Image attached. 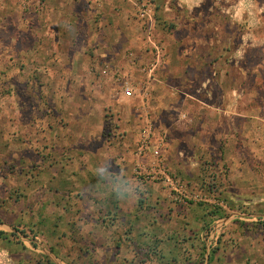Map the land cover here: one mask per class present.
<instances>
[{"label":"rangeland","instance_id":"1","mask_svg":"<svg viewBox=\"0 0 264 264\" xmlns=\"http://www.w3.org/2000/svg\"><path fill=\"white\" fill-rule=\"evenodd\" d=\"M88 1L95 12L114 4L121 14L129 6L126 17L137 28V45L124 51V59L135 67L126 71L108 59H85L70 84L67 73L58 75V84L56 75L46 72L60 59L53 56L49 36L54 32L38 26L45 0L41 7L36 0H0V264H264V131L257 130H264L258 120H264V0ZM148 2L150 39L163 54L149 82L141 68L151 63L152 54L145 19L138 13V5ZM85 28L77 33L83 40ZM64 34L67 40L57 46L66 50L71 33L61 39ZM93 64L99 67L98 90L86 80ZM212 69L223 88L222 105L235 103L257 123L249 125V146L239 155L234 153L242 148L238 131L224 154L227 137L219 154L218 141L207 136L204 153L195 154L200 185L191 187L170 170L167 158L169 119L174 115L186 124L188 113L167 103L189 97L190 112L196 113L203 98L199 83L210 87ZM121 78L132 86L131 97L121 94ZM88 99L102 105L87 107ZM100 115L102 131L96 129ZM122 116L138 135L130 138L136 160L118 175L102 163L109 147L119 151L125 140L109 132L114 118ZM237 125L239 130L245 126L239 120ZM86 129H92L90 137ZM115 160L126 158L120 153ZM110 177L133 178L142 189L159 185L164 198L180 208V217L160 222L173 234L156 232L160 219L152 216L146 199L136 202L138 210L129 202L123 215L114 216L94 201L100 214L94 223L81 215L72 218L74 210L86 213L84 200L73 199L106 192ZM238 180L248 188H231L230 181ZM62 208L74 210L61 217Z\"/></svg>","mask_w":264,"mask_h":264},{"label":"crops","instance_id":"2","mask_svg":"<svg viewBox=\"0 0 264 264\" xmlns=\"http://www.w3.org/2000/svg\"><path fill=\"white\" fill-rule=\"evenodd\" d=\"M91 4L88 0H45L41 8V10L44 11L40 15L42 25L38 26L40 27V29L41 27H43L46 28V30H53L54 33L50 34L49 36L51 38L50 40H52L55 44L53 46V56L55 58H60V61L57 60L55 65L47 68L46 70V72L52 75H56L54 81H57L59 74L67 73L69 75V80L67 82H69L70 84V79L73 78L74 74H76L78 64L85 59H87L89 63L92 62L91 60H94L95 62L96 60L100 59H108L109 62L119 64L120 67L126 71H129L131 67H135L134 63L130 66L129 60L126 59V63L124 59V51L137 45V40L135 38L137 28L134 29V27L131 25V22L127 20V18L130 17H126V15H129L132 12L131 10H129V6L125 5V8H122V11H119V13L121 14H117L115 12L116 10L113 9V7H115L114 4L105 5V7L102 8L101 12L93 11L94 9L91 7ZM39 12L41 13V11ZM82 26L86 27L85 29L87 31V36L86 38H84V40L79 38L77 34ZM94 28L97 29V32L96 29L94 31ZM64 32L71 33L70 38L67 42V44L70 43V45H67L68 48L66 50H64V47L60 48L59 45L57 46V43H60L61 40H67L65 34L63 35L62 39L60 37ZM45 34L46 35L43 34V36L47 37V33ZM87 46L90 48L88 49ZM64 58H67L65 62L62 60ZM96 65L97 64H93L91 66L92 68L90 67V70L86 72L89 69L87 66L85 72L87 82L93 89L95 88L96 90H98V88H96L98 82L96 80L95 73H99V67H97ZM93 69H95L96 72H94L95 70L93 71ZM212 70L213 77L215 79L216 72L215 69ZM57 82L58 84L61 83L60 81ZM209 82H211L210 87L209 83L204 80L199 83V89L201 88V90L203 91V98L198 100L199 105L196 113L190 112V107L193 105V103L188 100L189 97L183 98L180 103L172 101H169V103H167V105L170 107L176 109L182 108V110L188 113L187 123L189 125L187 123H181V121H179V119H176L174 115L169 119L167 129V158L170 170L177 173L181 177V179H183L191 187L200 185L201 170L199 168V158H195V154L204 153L202 150V146L205 147V139L207 136H212V140L214 142L218 141L217 146H220L219 154H222V152L224 154L226 153V150H228L226 148L234 146L237 139L234 138L235 135L233 133L235 131H238V136L240 135L239 137L241 138L240 146L242 148L239 149L238 146L236 151L234 149V153L237 154L240 153V150L245 151V149H243L246 148L245 146H249V143H246L248 145L245 144V135L248 134V127H250L249 125L257 123V121H253L255 117L249 114L247 111H237V109L235 108V103L231 102L223 106V88L218 84L216 79L215 81H213L212 78H209ZM99 87H101V85H99ZM107 88L108 87H106V89ZM210 88L215 92L213 93V98H210ZM183 89H186V87H183ZM206 95H208L209 97H206ZM84 104L87 107L92 105L99 107L102 105L101 102L96 103L93 100L90 101L89 99ZM88 110L90 109H86L85 111ZM87 116L88 114L86 115V117ZM133 120L136 121V119ZM238 120L243 121L245 124L242 130L238 129ZM258 120L260 122L264 121L261 118H259ZM104 122L105 119L102 118V115H100L96 129L102 131ZM131 123L132 121L128 120V117L122 116L121 119L114 118L113 123H111V125L109 126V132L113 134L112 136H114V138L123 137V139L125 140H123L121 143V152L120 150L117 151V146L109 147V151H107V153L103 155L105 160L102 163V167L108 169L111 172H116V174L118 175L122 170H129L131 168V163L136 160L133 154V150L131 149L134 147L131 143L132 141L130 140V138L132 136H135V134L138 135V132L133 133ZM224 127L231 131L230 135H228V133L226 134V132H223ZM96 129L93 128V130ZM91 130L92 129L85 130L86 136H91ZM257 130L259 133H263L264 131L262 127L257 128ZM226 137L227 142L224 144L222 149L221 140L222 138L226 139ZM215 147H213V149H215ZM221 149L223 150L222 152ZM117 152H120L126 158V161L124 163H119L117 160H115V156L120 154ZM221 157L222 156H220V159ZM239 157L240 156H238L237 158ZM241 171L243 172L244 170ZM239 176H241V174H239ZM110 178L112 179L111 181H113V183L109 181L110 184L108 183L106 185L107 189L104 193L85 194L79 199H73V196H70L73 200H84V202L86 203L84 212L86 213H78V211L74 209H70L67 212L64 208H62V212L60 213L61 217H66L67 213L69 214V212L71 213V211L74 210L77 213L76 215L75 213L74 215H70L72 218L81 215L83 217L85 216L86 218H90L92 223H94L93 219L96 220L98 218L97 215H100L99 210L96 209L94 201L103 202L104 204L101 212H112V215L114 216L115 212L119 215H123L127 208L126 203L130 202V208L136 209V202L139 201V199H146L148 201H151L150 210L152 212V216L156 217L157 215V217L160 219L158 220L159 222L155 221L154 224V228H157L156 232L163 230L166 233L169 232L170 235L173 234L172 228H167V224L165 227H160V222H165L169 221V219L180 217V215H178V210L180 208L178 206H174L164 198L165 195L163 194L162 190L158 188L159 185H148L147 187L142 189L140 183L133 178H130V181L129 179H119L121 177ZM230 182L233 183L231 188H248L247 183L244 184L241 180ZM141 212L142 211H140L139 213ZM138 215H134V218L137 219ZM183 215L184 217H188L187 213H183ZM100 224L104 226L105 222H100ZM183 230L189 232L188 228H185ZM249 231L250 230H246L245 234L250 233ZM91 240L92 242H94L93 244H95V240H93L92 238ZM98 247L102 248L101 245H98ZM118 247L120 246L118 245Z\"/></svg>","mask_w":264,"mask_h":264},{"label":"built area","instance_id":"3","mask_svg":"<svg viewBox=\"0 0 264 264\" xmlns=\"http://www.w3.org/2000/svg\"><path fill=\"white\" fill-rule=\"evenodd\" d=\"M36 4H37V6L41 7L43 4V0H36ZM150 6H151V2L138 5V13H139L141 18L145 19V23L147 25L145 37L147 39V42L150 44V49H151V54H152L151 63L149 65L141 68L142 72L145 73L146 80H148V82L151 79H154L153 77L155 75V72L158 69V66L160 65L161 59L163 57L162 50H161L160 46L155 44L150 39V24H151ZM25 8L26 9L30 8L29 2H28V4L25 5ZM120 80H121V86H120L121 94L124 95L125 97H131L133 95V91H132V86L130 85L129 81H127L123 78H121ZM148 82L146 81V85H145L146 88H147ZM144 148H145L144 144H141L139 147V151H143Z\"/></svg>","mask_w":264,"mask_h":264},{"label":"trees","instance_id":"4","mask_svg":"<svg viewBox=\"0 0 264 264\" xmlns=\"http://www.w3.org/2000/svg\"><path fill=\"white\" fill-rule=\"evenodd\" d=\"M0 235H2V232L0 231Z\"/></svg>","mask_w":264,"mask_h":264}]
</instances>
